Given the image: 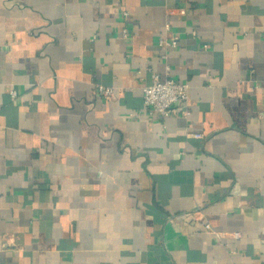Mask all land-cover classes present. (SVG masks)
I'll return each instance as SVG.
<instances>
[{
  "label": "crops",
  "instance_id": "obj_1",
  "mask_svg": "<svg viewBox=\"0 0 264 264\" xmlns=\"http://www.w3.org/2000/svg\"><path fill=\"white\" fill-rule=\"evenodd\" d=\"M0 264H264V0H0Z\"/></svg>",
  "mask_w": 264,
  "mask_h": 264
},
{
  "label": "built area",
  "instance_id": "obj_2",
  "mask_svg": "<svg viewBox=\"0 0 264 264\" xmlns=\"http://www.w3.org/2000/svg\"><path fill=\"white\" fill-rule=\"evenodd\" d=\"M173 12L184 15L186 10L184 8H177ZM172 12V13H173ZM127 16V14H125ZM170 26V25H168ZM128 30H123L124 36H127ZM178 36L172 39L161 40V44L176 48L178 45ZM208 47V45H205ZM97 92L105 98H113L115 96V89L113 86H105L103 84L96 85ZM190 86L188 83L181 82L174 79L169 74L164 78L159 74H152L151 83L145 86L144 104L148 112L153 115L158 113L162 119L170 117L174 114H182L187 116L189 114V99ZM13 96L17 95V90H12ZM210 228V225H206Z\"/></svg>",
  "mask_w": 264,
  "mask_h": 264
}]
</instances>
